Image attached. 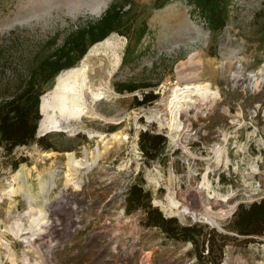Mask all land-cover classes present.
I'll list each match as a JSON object with an SVG mask.
<instances>
[{
  "label": "rangeland",
  "instance_id": "rangeland-1",
  "mask_svg": "<svg viewBox=\"0 0 264 264\" xmlns=\"http://www.w3.org/2000/svg\"><path fill=\"white\" fill-rule=\"evenodd\" d=\"M114 1L0 0V101L22 87L29 66L69 33L100 18ZM123 2L125 9L130 5L122 27L125 35L111 32L97 46L118 55L117 66L96 85L103 97L91 102L88 97V114L73 129L61 128L62 135L47 140L55 149L30 142L7 153L0 146V239L10 245L8 250L0 242V264H12L13 259L23 264V252L38 264H199L191 242L146 226L142 209L124 211L133 183L150 191L152 206L164 216H174L180 225L197 223L205 232L213 230V252L206 254L205 242L204 264H215L217 257L219 264H264V231L244 236L231 226L239 204L264 197V0H230L221 30L212 29L188 0H170L162 7L156 0ZM143 25L135 50L126 51ZM127 58L132 60L127 63ZM74 66L81 68V59ZM92 71L85 66L75 80L92 79ZM54 78L43 93L52 88ZM188 83L206 84L218 96L206 101L193 96L189 108L180 111L181 127L175 129L169 122V101L177 87ZM133 84L155 85L116 90V85ZM150 89L157 98L136 106L134 96L139 99ZM144 130L166 137L163 150L148 162L138 145ZM116 131L128 138L112 141ZM66 152L85 163L74 169L67 184ZM96 154L97 162L90 165ZM51 171L54 184L41 188ZM16 173L25 178L34 213L41 206L45 215L41 232L21 231L26 244L8 231L15 220L26 228L34 214L22 188L8 194L9 188L21 185ZM204 173L210 194L218 196L209 197L201 187ZM169 196L178 207L169 206ZM183 206L196 216L179 212ZM205 213L214 221L203 217Z\"/></svg>",
  "mask_w": 264,
  "mask_h": 264
},
{
  "label": "trees",
  "instance_id": "trees-1",
  "mask_svg": "<svg viewBox=\"0 0 264 264\" xmlns=\"http://www.w3.org/2000/svg\"><path fill=\"white\" fill-rule=\"evenodd\" d=\"M157 7H162L170 0H156ZM199 8L207 24L215 30H221L228 17L230 0H188ZM123 0L114 1L103 12L100 18L94 22H88L84 26L69 33L62 42L51 52L40 57L36 63L28 67L27 78L22 87L12 96L0 101V146L7 153L15 147L36 142L43 150L55 149L47 140L55 134H63L62 131H53L36 136L41 114L39 112L40 96L44 92V86L63 69L74 66L86 53L88 48L105 38L111 32L125 35L122 27L125 25L124 16L128 8H124ZM126 21V20H125ZM124 23V24H123ZM145 31L143 25L138 32L137 38L128 42L126 51H134ZM132 59H130L131 61ZM126 61V60H125ZM127 63L129 59L127 58ZM155 84L119 87L117 91L127 90L129 92L139 87H152ZM157 94L153 90L142 92L140 98L134 96L135 105H145L153 102ZM166 137L150 130L139 133L138 145L145 160L155 159L163 150ZM149 190L141 184H131L126 192L124 211L131 213L142 209L144 211V224L160 228L168 237L176 240L191 242L196 251L199 264L205 263L204 244L206 242V254L213 252L212 239L213 230L203 231L197 223L180 225L174 216L166 217L161 211L151 204ZM232 229L244 236L261 235L264 231V197L248 204H239L232 215ZM208 235V236H207ZM200 247V249L198 248ZM219 257L215 264H219Z\"/></svg>",
  "mask_w": 264,
  "mask_h": 264
},
{
  "label": "bare ground",
  "instance_id": "bare-ground-1",
  "mask_svg": "<svg viewBox=\"0 0 264 264\" xmlns=\"http://www.w3.org/2000/svg\"><path fill=\"white\" fill-rule=\"evenodd\" d=\"M103 42L104 40L99 41L93 44L88 49V51L81 58V63H82L81 68L79 67L77 68V66H72L70 68L64 69L61 72H59L54 78V83H53L52 88L49 89V91L41 95L40 104H39L41 118L38 124V132H43L44 130H47L49 128L51 129L52 128H55V129L62 128L65 131L73 129L74 122L80 120L83 116L88 114V110H89L87 109L88 97L91 99L89 102L93 100H98L103 97L102 96L103 92L96 85H100L102 83L101 79L111 74V70L117 66L116 64H117V59H118L116 50L114 52L111 51L112 53H109L107 52L108 50H100L99 47H97L99 44H102ZM189 58H191V55L189 56ZM189 62L191 63L190 60ZM85 66L89 68L91 71L93 70L91 73L93 74L91 77L92 79L82 78L83 79L82 82L77 83V81L75 80L76 79L75 76L78 73V71L83 70ZM173 92L174 94L169 101L170 102L169 107L171 108L170 110L171 120L169 122L170 124L174 125L175 129H179L181 127L182 123H180L179 121L180 111L182 109L185 110L189 108L191 103L195 101V99L192 98L193 96L195 95L198 96L199 97V98L197 97L198 100H201V101H206L208 99L213 100L218 96L217 95L218 93L216 90H212L206 84H201V83H197V84L188 83L183 87H177L176 90ZM147 118H149V116H147ZM111 135H112L111 136L112 141L113 139H120L121 141H123L128 138L127 134H124L121 131L112 132ZM169 135H170L171 140L174 141L175 136L171 135V133H169ZM108 147H105L104 150L107 149ZM214 150L217 153L216 155H217V162H218L220 161V158H221L220 157L221 148L217 146L216 149ZM98 156L99 154L92 156L90 160V165H93L95 162H97L96 160ZM84 164H85L84 161L82 159L76 158L73 155V153L71 152L65 153L64 165L66 166V170L64 174L66 176V179H65L66 184L72 179V178H69V175L73 174V172L75 171L74 169L80 168ZM205 174L206 173H204L202 177L203 179L201 182V187L206 191V194L209 195V197L218 196V194L214 192L210 194L212 190L210 191L209 183L205 180L206 179ZM14 178L20 179L21 185H18L15 188L14 187L9 188L8 194L11 195L17 192L19 188H22L24 191L25 200L28 204V211L33 210L32 213H34V207L31 206V199L33 198L31 197L28 191L25 178L23 176L18 175L17 173ZM53 184H54V171H51V172H48V174L43 178V181L40 187L41 188L46 187L47 189V188H50ZM73 184L74 186L76 185L74 182ZM226 197L227 196H223V198L221 197V199L225 200ZM168 199H169L170 207H173V208L178 207L177 201H175L172 196H169ZM42 210L43 209L41 208V206L35 209V213L33 215L31 214L32 216L30 219V223L28 224L26 228L23 226L21 227L22 223H20L18 220H15L13 222V225L8 228V231L13 235L14 238L18 237L19 239H22V241L25 242V244L26 242L28 243L27 236L24 235L23 237H21V234H22L21 231L23 229H26V230H29L30 233H33L34 231L41 232L40 231L42 228L41 224L44 223V219H45L44 218L45 215H43ZM179 212H182V214L190 213L193 217L196 216V213L193 211H190L186 206H183V208ZM209 215L205 213L203 217L211 221H214V219H212ZM0 242L6 249L8 250L10 249L9 242L4 240V238L2 239V241L0 239ZM21 257H22L23 264H38L37 261L34 263L29 262L28 257L24 252L22 253ZM13 260H11V262L12 264H15L16 262ZM223 264H227V261L224 260Z\"/></svg>",
  "mask_w": 264,
  "mask_h": 264
},
{
  "label": "water",
  "instance_id": "water-1",
  "mask_svg": "<svg viewBox=\"0 0 264 264\" xmlns=\"http://www.w3.org/2000/svg\"><path fill=\"white\" fill-rule=\"evenodd\" d=\"M50 131H62V130H60V129H55V128H52ZM37 133H38V128H37V131H36Z\"/></svg>",
  "mask_w": 264,
  "mask_h": 264
}]
</instances>
